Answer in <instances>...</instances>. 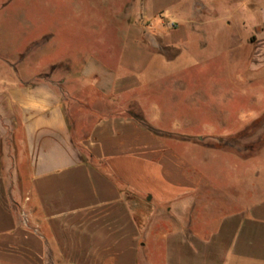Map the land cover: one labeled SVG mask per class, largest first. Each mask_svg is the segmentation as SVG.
<instances>
[{
    "label": "crops",
    "instance_id": "obj_1",
    "mask_svg": "<svg viewBox=\"0 0 264 264\" xmlns=\"http://www.w3.org/2000/svg\"><path fill=\"white\" fill-rule=\"evenodd\" d=\"M178 32H163L164 44ZM156 34L130 31L125 59L78 74L33 70L30 52L0 45L10 56L0 63V264H154L158 248L161 264H264V193L210 185L142 112L124 110L141 85L129 69L147 52L142 69L161 65L143 44Z\"/></svg>",
    "mask_w": 264,
    "mask_h": 264
},
{
    "label": "rangeland",
    "instance_id": "obj_2",
    "mask_svg": "<svg viewBox=\"0 0 264 264\" xmlns=\"http://www.w3.org/2000/svg\"><path fill=\"white\" fill-rule=\"evenodd\" d=\"M147 1L0 0V45L11 47L13 55L30 52L33 70L67 64L78 74L89 61L115 66L125 59L130 31L157 32L143 44L161 65L142 69L147 52L129 69L141 85L124 94L138 104L124 110L143 113L210 185L235 195H263L264 19L257 8L264 0H180L167 9ZM177 30V40L166 46L163 32ZM9 57L0 56V63ZM7 71H0V82ZM74 115L70 111L73 123ZM155 258L154 264L162 263L160 248Z\"/></svg>",
    "mask_w": 264,
    "mask_h": 264
},
{
    "label": "trees",
    "instance_id": "obj_3",
    "mask_svg": "<svg viewBox=\"0 0 264 264\" xmlns=\"http://www.w3.org/2000/svg\"><path fill=\"white\" fill-rule=\"evenodd\" d=\"M216 147H218V148H223V147H221V146H216Z\"/></svg>",
    "mask_w": 264,
    "mask_h": 264
}]
</instances>
